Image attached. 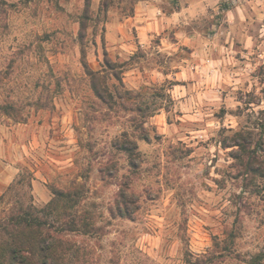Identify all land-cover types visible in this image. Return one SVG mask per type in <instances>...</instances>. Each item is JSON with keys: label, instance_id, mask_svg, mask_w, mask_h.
Returning a JSON list of instances; mask_svg holds the SVG:
<instances>
[{"label": "clouds", "instance_id": "clouds-1", "mask_svg": "<svg viewBox=\"0 0 264 264\" xmlns=\"http://www.w3.org/2000/svg\"><path fill=\"white\" fill-rule=\"evenodd\" d=\"M0 264H264V0H0Z\"/></svg>", "mask_w": 264, "mask_h": 264}, {"label": "rangeland", "instance_id": "rangeland-1", "mask_svg": "<svg viewBox=\"0 0 264 264\" xmlns=\"http://www.w3.org/2000/svg\"><path fill=\"white\" fill-rule=\"evenodd\" d=\"M133 31H135V29H133Z\"/></svg>", "mask_w": 264, "mask_h": 264}]
</instances>
